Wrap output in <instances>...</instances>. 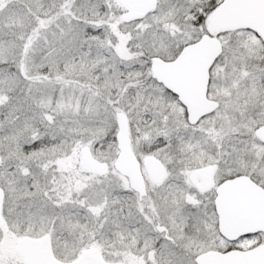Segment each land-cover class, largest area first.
<instances>
[{"label":"snow or ice","instance_id":"6c2138e0","mask_svg":"<svg viewBox=\"0 0 264 264\" xmlns=\"http://www.w3.org/2000/svg\"><path fill=\"white\" fill-rule=\"evenodd\" d=\"M0 264H264V0H0Z\"/></svg>","mask_w":264,"mask_h":264}]
</instances>
